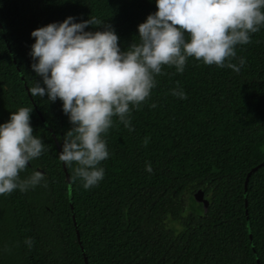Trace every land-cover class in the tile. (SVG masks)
Masks as SVG:
<instances>
[{
	"label": "trees",
	"instance_id": "trees-1",
	"mask_svg": "<svg viewBox=\"0 0 264 264\" xmlns=\"http://www.w3.org/2000/svg\"><path fill=\"white\" fill-rule=\"evenodd\" d=\"M156 10L155 0H0V123L33 108V135L45 145L19 173L43 179L0 195V264H87L83 249L88 264H264V166L245 196L248 174L264 162V25L226 59L244 58L239 72L192 56L180 73L162 65L149 97L129 104V127L113 116L101 133L104 177L87 189L78 164L58 159L56 141L62 150L73 127L62 102L28 91L43 86L30 67L31 31L95 17L102 24L85 30L110 25L127 51L140 42L137 25ZM199 191L203 199L187 213L184 197Z\"/></svg>",
	"mask_w": 264,
	"mask_h": 264
},
{
	"label": "clouds",
	"instance_id": "clouds-1",
	"mask_svg": "<svg viewBox=\"0 0 264 264\" xmlns=\"http://www.w3.org/2000/svg\"><path fill=\"white\" fill-rule=\"evenodd\" d=\"M155 5L157 10L137 25L140 42L127 51L121 50L110 25L103 23L102 31L85 30L102 24L95 17L74 22L68 16L30 33L34 38L30 67L43 86L36 82L28 91L33 97L62 102V111L73 127L65 134L58 159L66 166L78 164L74 171L85 189L104 177L98 165L109 153L101 133L109 129L113 116L129 127V104L136 107L149 97L155 87L154 75L161 73L162 65L175 66L180 73L186 58L192 56L206 65L239 72L244 58L238 64L226 63V59L235 57L234 46L249 43V34L264 25V0H155ZM185 33L190 36L187 41ZM172 94L184 98L182 90L173 89ZM32 111L20 107L0 123V195L14 189L26 191L43 179L39 171L19 178L45 147L33 135ZM145 170L150 172L151 165ZM25 243L31 247V238Z\"/></svg>",
	"mask_w": 264,
	"mask_h": 264
},
{
	"label": "water",
	"instance_id": "water-1",
	"mask_svg": "<svg viewBox=\"0 0 264 264\" xmlns=\"http://www.w3.org/2000/svg\"><path fill=\"white\" fill-rule=\"evenodd\" d=\"M1 26V25H0ZM2 27V26H1ZM43 119V118H42ZM56 143H57V145H58V148H59V151H61V147H60V145H59V143L56 141ZM262 166H264V162L262 163V164H260L259 166H257V167H255L249 174H248V177H247V180H246V184H245V188H246V191H245V196L247 197V188H248V181H249V179H250V177H251V175L255 172V171H257L260 167H262ZM64 168H65V165H64ZM40 170V169H39ZM40 171H42V170H40ZM65 171H66V168H65ZM43 172V171H42ZM44 173V172H43ZM67 175V179H68V182H69V193H70V199H72V184H71V181H70V177H69V175L68 174H66ZM203 197H204V192L203 191H199V192H197L196 194H194V195H191V194H189V195H186L185 197H184V199H185V202H184V207H185V209H186V212L187 213H189L190 212V210H189V206H190V204H193V203H196V202H200L202 199H203ZM71 205H73L72 204V201H71ZM73 216H74V221H75V226L77 227V220H76V216H75V211H74V209H73ZM167 218H169V216L167 217ZM77 235H78V237H80L79 236V232H77ZM80 240V239H79ZM80 243H81V245H82V242L80 241ZM83 253H84V256H85V260H86V263L88 264V262H87V256H86V253H85V250L83 249ZM258 264H260L259 263V260H258Z\"/></svg>",
	"mask_w": 264,
	"mask_h": 264
}]
</instances>
